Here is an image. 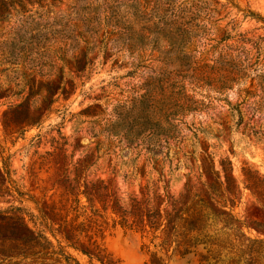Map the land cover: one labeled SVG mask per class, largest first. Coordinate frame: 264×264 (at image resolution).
<instances>
[{"label":"rangeland","instance_id":"rangeland-1","mask_svg":"<svg viewBox=\"0 0 264 264\" xmlns=\"http://www.w3.org/2000/svg\"><path fill=\"white\" fill-rule=\"evenodd\" d=\"M174 1L176 14L182 9H201L207 29H210V38L230 35L219 46L215 40L198 39L194 47L197 50L193 53L195 60L209 64L230 62L241 69L243 78L224 94L208 86L195 87L186 79L185 94L199 101V109L183 116L171 114L169 123L180 135L163 145L162 153L154 155L141 146L121 151L117 140L110 139L105 131L116 104L130 106V100L149 87V79L166 76L161 72L159 53L146 51L142 65L134 69L129 54L109 56L104 47L106 40L102 42L106 31H126L132 26L140 29L145 2L0 0V14L6 16L10 12L7 20H0V58L5 56L4 42L21 32L35 42L34 53L27 62L30 58L35 59V64L43 62V73L48 74L51 60L60 66L61 59H67L70 65L65 68L64 81L67 83L74 76L76 83L67 97L60 93L56 95L60 96L50 111L46 108L32 110L30 120H41L42 126L31 127L20 136L6 135L3 124L10 103L19 101L18 98L0 99V144L6 155H11L13 170V182L7 185L12 183L23 192L22 198L0 196V209L22 206L29 213L38 214L37 203L45 207L59 199L62 186L67 183L66 177L76 190H84V182L91 186L90 182L104 180L126 202L132 197L145 199L150 196L152 204L158 205L164 200L162 206L169 209L172 198L177 200V206L192 205V212L203 218L201 216L189 226L196 229L194 235L207 234L209 241L207 246L199 245L189 255L173 254L186 230L181 223L174 231L172 246L167 252L170 243L165 242L164 234L157 233L158 237L154 239L152 232L143 234L121 225L114 226L115 216L97 203L100 214L108 221L104 247L108 258L117 264H153L154 252L164 256L160 264H264V209L251 188L258 186L264 191V0ZM249 12L259 14L261 18L253 17ZM78 33H84L89 39L95 38L98 46L88 56L92 62L88 60L87 64L80 65L84 66L80 76L73 68L74 48L85 44L81 39H67L69 34ZM39 54L43 56L40 60L36 59ZM23 61V58L19 59V62ZM11 66L8 63L0 65V84L12 86L16 92L23 76L22 71ZM175 67L173 64L169 70ZM51 79L58 81L56 75ZM43 81L49 80L44 78ZM43 94H46L45 87ZM81 112L85 113L80 115ZM8 118L14 120L10 113ZM38 134L41 135L39 140ZM182 137L184 142L180 141ZM57 142L62 150L56 149ZM110 144L114 149L118 146V155L107 154ZM76 175L79 185L74 182ZM226 175L234 195L227 189ZM208 186L215 188L212 191L214 200L209 196ZM196 194L214 211L201 207L203 202L193 205L191 199L196 200ZM82 200L88 205L85 196ZM184 211L188 214L186 209ZM88 212L92 213L91 208ZM212 212L219 217L214 218ZM14 231L22 237L32 236L24 226H18ZM66 250L82 264H90V259L77 250ZM94 262L102 264L96 259ZM0 264H75V261L69 263L58 255L13 259H4L0 255Z\"/></svg>","mask_w":264,"mask_h":264},{"label":"trees","instance_id":"trees-1","mask_svg":"<svg viewBox=\"0 0 264 264\" xmlns=\"http://www.w3.org/2000/svg\"><path fill=\"white\" fill-rule=\"evenodd\" d=\"M143 1L145 2L142 8L143 26L140 29H135L132 26L126 31H106L103 33L102 42L106 40L107 44L104 47L109 56L129 54L130 58H133L131 66L134 69L142 65V57L146 51L159 53L162 63L161 72L166 76L154 80L149 79V87L144 93L132 98L130 106L116 104L113 116L107 120L105 131L110 139L117 140L121 151H124L125 148L131 149L141 146L154 155H158L163 152V145L169 144L171 140H176L180 135L175 127L169 123L168 118L171 117V114L183 116L199 109V101L188 98L185 94L186 79L195 87L208 86L215 92L224 94L233 87L235 82H239L243 78V74L240 68L230 62L215 61V63L209 64L203 60H195L193 53L197 50L194 47L198 39L205 37L207 40H215L216 46H219L230 37L228 35L221 39L210 38V29H207L204 22L205 16H202L201 9H182L179 14H176L174 0ZM139 9L138 6L136 10ZM8 13L6 16L0 14V20H7L10 15V12ZM249 13L253 17L257 15L258 18H261L259 14ZM117 21L119 22V20ZM69 35L67 39L70 37L71 39H81L85 44L83 47L78 45L74 48L73 68H75L77 76H80L79 74L84 71V66L80 65L82 63L87 64L89 54L98 47L97 42L94 40L95 38L85 37L84 33ZM119 42L121 43L117 44ZM33 43H35L33 38H26L21 32L17 33L14 39L4 42L5 56L0 58V65L11 64V68L22 71L23 76L22 84L16 92L12 86L4 87L0 84V99L17 97L19 100L10 103L3 119L5 133L9 136L15 134L20 136L26 134L31 127H41V120H30L32 110L46 108V111H50L52 105L58 101L59 96L67 97L73 86L76 85L74 76L67 83L64 81L65 68L70 65L67 59H61L62 64L60 66L51 60V68L48 74L43 73V62L35 64V59L32 58L27 62L26 60L34 53ZM109 43H112V46H108ZM53 44L54 42L50 45ZM39 46L37 48L40 51L41 46ZM39 55V58L37 56L36 59L40 60L43 56L42 54ZM20 58H23L24 61L19 62ZM89 62L92 61L89 60ZM173 64H176V67L169 70ZM69 70L70 73L73 72L72 68ZM54 75L58 77V81L51 79ZM44 78L49 81L44 83ZM43 87H45V95L43 94ZM58 93L60 95L56 96ZM8 113L14 116V120L8 118ZM84 113L81 112L80 115ZM240 113L243 117V112L240 111ZM59 132L62 134L61 131ZM37 138L39 140L41 135L38 134ZM63 138L65 137L63 136ZM184 139L182 137L180 141L184 142ZM57 144L56 149L62 150L60 143L57 142ZM30 145L34 144L31 143ZM112 147L114 145L110 144L107 154L118 155L119 151L116 150V147L115 149ZM5 153L0 144L2 161V166H0V180H2V182L0 181V196L17 195L22 198L23 192L19 191L12 183L7 185L8 182H13L11 179L13 170L11 169V155ZM47 154L51 153L47 152ZM225 177L228 182L227 189L230 194L234 195V190L229 185L230 178L227 175ZM66 180L67 183L63 184L58 200H54L45 207L37 203L38 214H31L22 206L0 209V255L4 259L28 258L45 254L58 255L69 263L75 261V264H82L71 253L67 252L66 248H72L87 256L90 259V264H95L94 259L102 264H117L108 258L104 247V232L108 221L105 215L100 214L97 203L102 204L104 211H110L115 216L113 217L114 226L121 225L143 234L152 232L154 239L158 237L157 233L164 234L165 242L170 243L166 247L167 252L172 246L174 231L179 228L181 223L184 224L186 230L182 233L183 239L178 241L173 254L186 256L193 253L194 248L199 245L205 247L209 243L207 234L199 232L194 235L196 229L189 226L202 216H197L196 213L192 212L190 209L192 205L177 206V200L172 198V208L169 209L162 206L164 200L158 205L152 204L150 196L145 199L132 197L129 202H126L118 197L112 188L104 183V180H100V183L90 182L91 186L84 182V190L80 188L76 190L77 188L73 186L68 177ZM74 182L79 185L77 175ZM207 188H209L208 193L211 200H214L212 191L215 188L213 186ZM251 188L259 196V203L264 209V191L259 190L258 186H251ZM82 196L87 198L88 205L83 202ZM198 196L196 194V198ZM191 200L193 205L203 202L201 207L204 208L205 206L214 211L199 197L196 200L193 198ZM233 203H235V197ZM226 206L223 205V207ZM88 208H91L92 213L88 212ZM184 209L188 214L185 213ZM211 215L216 219L219 217L214 212ZM30 223L33 224L32 227ZM18 226L28 228L32 236H19L18 232L14 231ZM53 239L56 240V244ZM45 250L48 251L45 252ZM163 257L159 256L158 252H154L152 263L160 264L165 259Z\"/></svg>","mask_w":264,"mask_h":264}]
</instances>
